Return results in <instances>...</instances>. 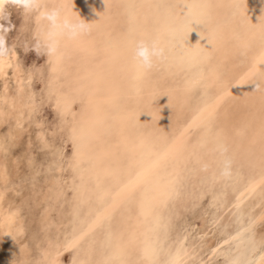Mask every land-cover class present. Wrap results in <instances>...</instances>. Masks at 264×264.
Returning a JSON list of instances; mask_svg holds the SVG:
<instances>
[{
  "label": "rangeland",
  "instance_id": "rangeland-1",
  "mask_svg": "<svg viewBox=\"0 0 264 264\" xmlns=\"http://www.w3.org/2000/svg\"><path fill=\"white\" fill-rule=\"evenodd\" d=\"M53 8L90 30L37 55ZM5 10L0 264H233L264 247V0ZM141 40L164 49L151 69Z\"/></svg>",
  "mask_w": 264,
  "mask_h": 264
},
{
  "label": "clouds",
  "instance_id": "clouds-1",
  "mask_svg": "<svg viewBox=\"0 0 264 264\" xmlns=\"http://www.w3.org/2000/svg\"><path fill=\"white\" fill-rule=\"evenodd\" d=\"M6 4L21 8L25 12H39L41 9V0H0V21L9 20L10 13L5 10ZM40 18L47 21L48 31L42 37L37 38L36 43L32 46L31 50L35 51L37 55L44 54L48 57H55L59 54V41L57 39L59 36L66 35L69 39H76L90 30L89 24L83 19L62 17L61 11L56 8L40 12ZM13 27L14 25L10 23L7 26L0 23V59L10 55L6 34ZM164 55V49L159 46L157 41L149 44L141 40L137 43L135 58L139 65L145 69H151L154 65V58L156 60L163 59ZM218 151L224 157L221 174L228 176L230 175L232 162L226 155L227 147L220 145Z\"/></svg>",
  "mask_w": 264,
  "mask_h": 264
},
{
  "label": "bare ground",
  "instance_id": "bare-ground-1",
  "mask_svg": "<svg viewBox=\"0 0 264 264\" xmlns=\"http://www.w3.org/2000/svg\"><path fill=\"white\" fill-rule=\"evenodd\" d=\"M263 179L259 180L257 183H259ZM232 221L234 222L235 220L233 219ZM261 243L262 241L260 242L253 241L252 247L250 251H248L245 254V257L241 261L234 259V263L235 264H264V247L261 246Z\"/></svg>",
  "mask_w": 264,
  "mask_h": 264
},
{
  "label": "water",
  "instance_id": "water-1",
  "mask_svg": "<svg viewBox=\"0 0 264 264\" xmlns=\"http://www.w3.org/2000/svg\"><path fill=\"white\" fill-rule=\"evenodd\" d=\"M203 205H204V204H201L202 207H203ZM214 206H215V205H214ZM213 212H215V211H213ZM219 227H220V226H219ZM220 230H221V227L218 228L216 232L218 233V232H220Z\"/></svg>",
  "mask_w": 264,
  "mask_h": 264
}]
</instances>
